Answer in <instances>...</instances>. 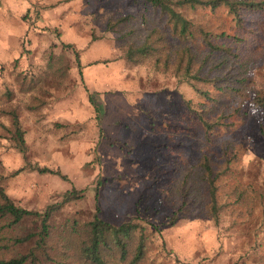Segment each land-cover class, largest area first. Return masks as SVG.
<instances>
[{
  "label": "rangeland",
  "instance_id": "obj_1",
  "mask_svg": "<svg viewBox=\"0 0 264 264\" xmlns=\"http://www.w3.org/2000/svg\"><path fill=\"white\" fill-rule=\"evenodd\" d=\"M255 1L263 10H245L239 21L224 7L199 9L194 17L228 42L239 37L243 48L253 49L250 79L262 96L264 0ZM129 15L161 22L144 0H0V107L19 113L28 162L69 179L28 171L11 176L26 162L0 125L1 184L18 206L38 212L73 187L86 189L54 218L61 224L74 215L92 218L100 180L106 221L120 225L139 216L162 228L167 250L157 242L153 264H264V110L222 98L230 126L220 138L240 149L228 179L252 186L255 205L226 207L219 223L183 207L175 173L197 163L203 131L185 101L198 99L172 73L127 63L123 42L107 27ZM0 123L10 127V116L0 114Z\"/></svg>",
  "mask_w": 264,
  "mask_h": 264
},
{
  "label": "trees",
  "instance_id": "obj_2",
  "mask_svg": "<svg viewBox=\"0 0 264 264\" xmlns=\"http://www.w3.org/2000/svg\"><path fill=\"white\" fill-rule=\"evenodd\" d=\"M160 15L161 22L144 15L123 16L108 23L107 30L123 42V56L128 64H151L153 68L172 73L180 83L188 84L198 101L186 100L191 122L201 126L199 155L195 165L180 172L175 192L183 207L192 206L200 216L219 223L221 213L229 206H254V188L231 183L233 165L239 160V147L231 140H221V131L230 126L222 98L233 104L252 102L264 110V94L255 93L250 75L256 62L253 49L243 48L239 37L228 42L225 33L208 30L195 14L200 10L215 12L224 7L239 21L244 11H262L255 0H144ZM67 47V46H66ZM80 70L79 52L74 50ZM264 61V56L261 58ZM82 75V71H81ZM9 103L10 89L3 98ZM2 98V99H3ZM90 102L96 108L92 97ZM35 102H31L30 109ZM241 104V105H242ZM0 107L1 116H10L11 126L1 127L21 153L25 165L12 173L37 172L69 180L60 170L40 167L28 162L26 131L19 113L8 106ZM222 107V109L220 108ZM6 108V109H5ZM220 112V114H219ZM99 180L96 208L91 219L71 216L61 224L53 220L71 202L85 197L86 189L73 187L60 203L49 205L43 212L18 206L0 182V264H153L150 254L156 243L167 250L163 230L137 216L114 225L101 216Z\"/></svg>",
  "mask_w": 264,
  "mask_h": 264
}]
</instances>
